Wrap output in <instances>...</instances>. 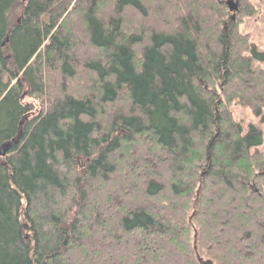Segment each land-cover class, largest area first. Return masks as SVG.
Masks as SVG:
<instances>
[{
  "label": "trees",
  "instance_id": "trees-1",
  "mask_svg": "<svg viewBox=\"0 0 264 264\" xmlns=\"http://www.w3.org/2000/svg\"><path fill=\"white\" fill-rule=\"evenodd\" d=\"M227 1L0 0V264H264L231 112L264 109V54Z\"/></svg>",
  "mask_w": 264,
  "mask_h": 264
},
{
  "label": "rangeland",
  "instance_id": "rangeland-1",
  "mask_svg": "<svg viewBox=\"0 0 264 264\" xmlns=\"http://www.w3.org/2000/svg\"><path fill=\"white\" fill-rule=\"evenodd\" d=\"M256 9V13L251 17H245L239 27V32L248 35L250 40L257 46L258 50L264 54V0H246ZM20 9L14 12L15 18H19ZM252 65H259L264 69V59L257 61L253 59ZM231 112L233 119L239 123L244 130L249 126L259 128L262 132V142L258 148L264 151V109L258 115L252 114L247 108L241 106H232Z\"/></svg>",
  "mask_w": 264,
  "mask_h": 264
},
{
  "label": "water",
  "instance_id": "water-1",
  "mask_svg": "<svg viewBox=\"0 0 264 264\" xmlns=\"http://www.w3.org/2000/svg\"><path fill=\"white\" fill-rule=\"evenodd\" d=\"M227 6H228L229 11L232 13V19H234V15L238 11V5H237L236 0H228L227 1ZM10 147H11V143L3 144L0 147V157H4ZM195 238H196V235H194V239ZM194 249L196 250L195 246H194ZM197 259H198V262L201 263V264H212V262L209 261V260L203 261L199 257Z\"/></svg>",
  "mask_w": 264,
  "mask_h": 264
}]
</instances>
